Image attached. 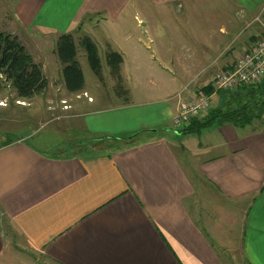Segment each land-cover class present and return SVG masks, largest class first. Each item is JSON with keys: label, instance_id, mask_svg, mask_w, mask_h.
<instances>
[{"label": "crops", "instance_id": "obj_1", "mask_svg": "<svg viewBox=\"0 0 264 264\" xmlns=\"http://www.w3.org/2000/svg\"><path fill=\"white\" fill-rule=\"evenodd\" d=\"M106 25L121 56L112 82H133L131 99L95 101L64 84L57 37ZM0 31L23 45L54 34L29 39L42 51L29 53L46 78V62L60 75L45 88L70 106L57 134L108 145L78 138L80 150L62 154L33 143L36 131L0 145V264L29 251L57 264H234L236 253L264 264V116L165 130L181 100L264 33V0H12Z\"/></svg>", "mask_w": 264, "mask_h": 264}, {"label": "rangeland", "instance_id": "obj_2", "mask_svg": "<svg viewBox=\"0 0 264 264\" xmlns=\"http://www.w3.org/2000/svg\"><path fill=\"white\" fill-rule=\"evenodd\" d=\"M11 1L12 0H0V12L4 14V12L9 11ZM111 32V25H106L105 27L96 26L93 28L83 26L80 30V33H75L76 37L72 35L73 38H75L74 42L76 44L77 49L76 58L80 63L84 74V83L80 90L86 91L83 92L84 96H95V101L97 98L104 102L110 100L119 101L123 99H131L130 91L134 88L133 82L123 81L121 78L116 76L115 82H112V68L109 64L110 62L107 58V54H110L112 52L115 53V39H112V42H109L107 41V39H105L106 36ZM44 33L48 34L47 37L50 41L53 40V37L51 35L54 34L42 31H35L30 35H27V37H21L24 41V46L26 47L28 52H30L31 54L42 53V51L39 50L40 44L32 42L29 39L41 37ZM82 38L83 42H80ZM87 41L93 46H95L96 53L98 54V62L100 66L97 73L93 72V69L89 65L90 63L86 58L87 55L84 46L87 45ZM54 48L56 51V43H54ZM46 61L47 60H45V62ZM52 68H54V65L52 63L48 64L46 62L47 79L53 84H57L60 80V75L57 74L55 76L54 73H50L49 71ZM211 81L212 79L207 84V86H209L212 91H217L212 87ZM1 87L2 88L0 89V99L4 101L0 102V145L7 143L9 139H13L16 136L22 135L24 132L32 133L36 131L35 136L31 137L33 143L44 149H61L63 150L62 154L65 153L64 149L66 145L67 147L75 146L77 147V151H79L80 149L78 148L77 143H80L81 140H78V138H83L86 142H89V148H105L108 146L107 144H105L104 141H101V139H95L93 137H90L89 135H86L85 138L68 136L69 142L67 143L64 138L62 139L61 136L57 134L63 133L60 130H65L63 121L66 119V117L64 116L65 113L59 112L58 109L62 108L64 110L70 107L69 105H66L67 107H65L66 101L64 100L61 101L60 104V98L62 95L60 90L53 91L50 88H47L42 93L34 95L29 99H17L14 97L12 89L7 84L3 83ZM212 94H210V96ZM70 97L71 98H68L69 103L74 99V97ZM17 100H23L24 102H18ZM217 101L218 98L213 96L210 102L211 106H214ZM73 110L74 107L70 111V114H72ZM54 116L60 118L54 119ZM263 116L264 114L261 118H263ZM39 119L41 120L38 121ZM167 126L168 128H165V130L170 131L172 133L178 134V131H180L173 124L172 116L170 118V121L167 123ZM59 127L62 128L60 129ZM157 129L160 130V127H158ZM28 253L33 256L34 260L32 259V257H30ZM28 253H15L13 254V256L16 258V260H18L20 264H57L53 260L48 259L40 251H29ZM21 259L23 260V262H21ZM233 262H235L234 264H248L245 258L237 253L235 254V257H233Z\"/></svg>", "mask_w": 264, "mask_h": 264}, {"label": "trees", "instance_id": "obj_3", "mask_svg": "<svg viewBox=\"0 0 264 264\" xmlns=\"http://www.w3.org/2000/svg\"><path fill=\"white\" fill-rule=\"evenodd\" d=\"M81 41L83 42V38ZM86 43L85 48L83 47L86 58L93 72L97 73L100 65L96 48L88 41ZM55 52L62 65V77L67 90H80L84 80L71 33L58 36ZM107 56L110 66L121 62V56L116 51ZM3 83L12 89L17 99H29L45 90L48 84L41 64L33 60L17 35L6 31H0V89ZM203 91L208 94L216 93L218 101L206 114L193 120L189 127L180 130L182 133L196 132L213 123H228L240 128L264 114V75L254 83L232 89L212 91L206 85ZM125 139H132V136Z\"/></svg>", "mask_w": 264, "mask_h": 264}, {"label": "built area", "instance_id": "obj_4", "mask_svg": "<svg viewBox=\"0 0 264 264\" xmlns=\"http://www.w3.org/2000/svg\"><path fill=\"white\" fill-rule=\"evenodd\" d=\"M262 13L255 20L261 21ZM264 75V33L253 40L234 61L230 69L216 73L211 81L215 90L232 89L251 84ZM210 94L197 91L188 99L179 102L177 111L172 117L178 130L190 126L193 120L202 117L210 109ZM68 106V105H67ZM65 105V107H67Z\"/></svg>", "mask_w": 264, "mask_h": 264}]
</instances>
